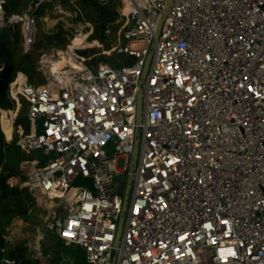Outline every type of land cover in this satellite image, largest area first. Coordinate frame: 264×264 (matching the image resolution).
I'll return each mask as SVG.
<instances>
[{"label": "built area", "instance_id": "obj_1", "mask_svg": "<svg viewBox=\"0 0 264 264\" xmlns=\"http://www.w3.org/2000/svg\"><path fill=\"white\" fill-rule=\"evenodd\" d=\"M63 1L6 18L0 0V29L22 23L29 54L39 10L65 14ZM168 1L101 0L131 8L118 67L77 56L83 69L62 84L45 61L58 52L39 63L46 84L16 73L7 141L17 133L22 152H41L18 188L52 204L36 238L55 235L85 264H264V0ZM23 103L29 134L16 128ZM18 236L5 238L6 255Z\"/></svg>", "mask_w": 264, "mask_h": 264}, {"label": "rangeland", "instance_id": "obj_2", "mask_svg": "<svg viewBox=\"0 0 264 264\" xmlns=\"http://www.w3.org/2000/svg\"><path fill=\"white\" fill-rule=\"evenodd\" d=\"M8 2L6 18L13 15H26L35 0H8ZM63 4L65 14H54L51 4L39 10L36 43L33 51L29 54H26L23 49L22 23L9 24L6 21L0 29V41L5 40V43L11 46L10 59L17 66L30 69L28 73L22 69H19L18 72L25 73L32 85H41L40 81L42 80L43 84L47 83V78L39 71V63L44 55H51L59 51L65 53L70 48L78 49L74 55L76 57L83 56L89 66L97 67L100 64H108L118 67L121 65L114 52L120 44L122 34L127 26L124 17L126 8L122 7L120 3L112 2H101L99 7H94L88 3V0H64ZM49 19L56 23L50 26ZM79 41H81L80 44ZM1 62L2 60H0V66ZM15 109L16 105L12 104L6 110L16 116V112H11ZM19 117H27L25 103L20 108ZM3 136L4 141L8 143L4 134ZM14 140L18 142L20 135L16 133ZM39 159H41V152L33 153L21 164V176L14 177L16 180L14 188L19 192H30L28 189L20 190L18 186L24 182L22 178L27 180L32 176L35 171L32 162ZM1 172L2 168L0 167V174ZM10 189L13 188L10 187ZM21 200L28 202L27 217L14 216L10 222L7 219H2L1 224L5 228L4 238L9 239L13 236V232L18 230L20 243L28 247L27 258L29 260L33 258L31 249L36 245L43 252L45 264H85V255L79 248L65 247L55 235L47 234L42 240L36 238L37 229L44 225L45 219L49 215L50 203H47L37 193H31L30 198L23 194ZM3 258L8 263L15 261L16 264H20L19 260L11 259L8 255L3 257L0 255V264H3Z\"/></svg>", "mask_w": 264, "mask_h": 264}, {"label": "trees", "instance_id": "obj_3", "mask_svg": "<svg viewBox=\"0 0 264 264\" xmlns=\"http://www.w3.org/2000/svg\"><path fill=\"white\" fill-rule=\"evenodd\" d=\"M9 2H6L5 8L7 10ZM91 6L99 7L101 0H88ZM105 26V25H104ZM11 46L5 43V40L0 41V108L5 109L2 111V129L4 135L8 141L12 139L14 127L12 124V118L15 115L8 113L6 109L12 106V102L8 99V92L10 84L12 83L16 73L19 69L28 73L30 69L21 68L17 66L9 57L11 54ZM84 59L83 56H80ZM32 69V68H31ZM34 69V67H33ZM41 85L44 82L40 81ZM22 126L26 132H30V122L27 117H19L16 121V128ZM29 155L22 152L21 148L17 145V141L12 143H6L4 141L3 133L0 129V167L2 172L0 174V255L2 257L6 255L4 250L7 248V242L4 238L5 228L1 224L2 219H7L9 222L14 216L27 217L28 202H22V195L26 194L30 198V192H19L17 189H10L8 181L11 178L21 176V164L27 160ZM25 181V178H22ZM25 191V190H24ZM28 247L25 244H18L12 248L7 254L11 259H17L21 264H33L31 260L27 258Z\"/></svg>", "mask_w": 264, "mask_h": 264}, {"label": "bare ground", "instance_id": "obj_4", "mask_svg": "<svg viewBox=\"0 0 264 264\" xmlns=\"http://www.w3.org/2000/svg\"><path fill=\"white\" fill-rule=\"evenodd\" d=\"M124 7L126 8L125 14H128V12L131 8L128 5H126ZM3 15H4V11L1 10V8H0V18H2ZM48 23L50 26H52L56 22L49 19ZM1 25H2V23H0V26ZM80 42L81 41H79V44H80ZM74 49L70 48L65 53L59 51V57L58 58H54L53 56H46L45 57L46 63L49 64V66L51 68V74L56 78V80H58L62 84L65 83L67 76H68L70 71H75V70L80 71L83 69L82 62H79L78 61L79 59H77V57L74 55ZM68 68L70 70H65ZM58 81H56V82H58ZM13 182H16V180L14 179ZM39 186H40V184L36 183L35 185H33V188H38ZM38 195L41 196V194H38ZM51 206H52V204L50 203L49 207L51 208Z\"/></svg>", "mask_w": 264, "mask_h": 264}, {"label": "snow or ice", "instance_id": "obj_5", "mask_svg": "<svg viewBox=\"0 0 264 264\" xmlns=\"http://www.w3.org/2000/svg\"><path fill=\"white\" fill-rule=\"evenodd\" d=\"M241 39H243V37H241ZM245 79H247V77H245ZM242 86H243V85H242ZM249 90H250V91L252 90L250 86H249ZM188 91L191 92L192 89H188ZM257 95H259V93H257ZM148 167L151 168V165H148ZM165 175H167V174L165 173ZM155 182H156V181H155L154 179L151 180V181H149V183H155ZM149 191H151V190H149ZM136 211H137V213H139L140 209L137 208ZM221 223L226 225V224L228 223V221H227V220H223V221H221ZM205 227H207V228H211L212 225H211V224H207V225H205ZM65 234L67 235V233H65ZM109 239H110V237H109ZM180 239H181V240H184V239H186V238L183 237V236H181ZM198 239H199V237H198ZM213 243L215 244L216 241L214 240ZM165 246H166V245H165ZM177 251H179V249H177ZM148 255L150 256L151 253H148ZM229 255H233V256H234L235 253H234V252H229ZM133 259H139V257H133Z\"/></svg>", "mask_w": 264, "mask_h": 264}, {"label": "water", "instance_id": "obj_6", "mask_svg": "<svg viewBox=\"0 0 264 264\" xmlns=\"http://www.w3.org/2000/svg\"><path fill=\"white\" fill-rule=\"evenodd\" d=\"M168 3H169V1H168ZM146 71H147V69H146ZM138 109H139V118L138 119L140 120V118H141V100L139 101V108ZM129 191H130V186H128V188H127L126 196H128ZM31 193H34V192H31ZM120 229H122V225H120Z\"/></svg>", "mask_w": 264, "mask_h": 264}, {"label": "crops", "instance_id": "obj_7", "mask_svg": "<svg viewBox=\"0 0 264 264\" xmlns=\"http://www.w3.org/2000/svg\"><path fill=\"white\" fill-rule=\"evenodd\" d=\"M19 237V236H18Z\"/></svg>", "mask_w": 264, "mask_h": 264}]
</instances>
